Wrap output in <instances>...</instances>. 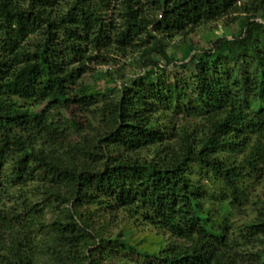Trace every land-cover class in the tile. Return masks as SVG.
<instances>
[{
  "label": "trees",
  "instance_id": "trees-1",
  "mask_svg": "<svg viewBox=\"0 0 264 264\" xmlns=\"http://www.w3.org/2000/svg\"><path fill=\"white\" fill-rule=\"evenodd\" d=\"M111 1L0 0V264H264V0H158L145 38ZM222 18L241 30L173 62L169 38ZM138 44L160 60L132 84L78 81ZM55 115L78 140L44 138Z\"/></svg>",
  "mask_w": 264,
  "mask_h": 264
},
{
  "label": "rangeland",
  "instance_id": "rangeland-1",
  "mask_svg": "<svg viewBox=\"0 0 264 264\" xmlns=\"http://www.w3.org/2000/svg\"><path fill=\"white\" fill-rule=\"evenodd\" d=\"M106 14L108 15V20L117 28H124L129 25L142 28V38H145L147 35L146 31L148 24L153 26L152 22L154 20H164L160 15L161 12L159 11L158 0H112L110 6L106 10ZM240 30L241 25L239 23V19L231 21L230 19L222 18L197 27L193 33L185 36L184 38L179 36L169 38L167 40V53L173 62L178 60L179 66H182L183 63L185 64L187 62L181 61V45L183 43L192 45L197 50H204L211 47L213 40L224 36L232 37L233 34H237ZM139 44L135 49L125 50L123 53L118 52L115 48L108 51L103 50L100 54L95 53L94 58L92 57L93 59L86 60L84 64L75 62L72 67L75 68L76 72L81 70L79 74L77 73L78 81H85L90 85H97L104 88L109 84L107 81L113 77L116 79L119 86H122V83L126 81H129L130 84H132L133 79L135 80L142 72V68L139 63L141 56L152 54L155 59L160 60V56L158 54H153L148 47L141 46ZM163 64H165V62H163ZM170 66V77H175L178 74H182L183 77L188 79L191 77V72L189 70L176 68L174 65ZM149 70H155L158 74H160L158 69L152 68ZM120 75H124V78L121 79ZM63 111H65L64 114L67 119L72 118L71 112L73 109H64ZM60 116L61 115H55V117L45 118L43 123L39 122L41 124L39 127L45 134L44 138H49V140L57 138L63 140L65 143L78 140V132L71 124L65 126L61 125ZM81 116H83L82 125L85 124L86 126L89 117L86 113ZM53 121L54 123H52ZM88 131L89 130H86L85 133ZM47 216L50 217L49 212L47 213ZM126 223L128 225L130 224V226L137 230V237H142L143 234L148 233L149 231L144 226L138 228L132 222L128 221ZM123 226L124 223H120L117 228L113 229V232H119ZM39 264H43V262L39 261Z\"/></svg>",
  "mask_w": 264,
  "mask_h": 264
}]
</instances>
